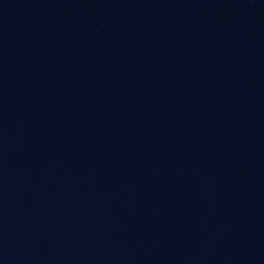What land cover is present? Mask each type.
Masks as SVG:
<instances>
[{"label": "water", "instance_id": "95a60500", "mask_svg": "<svg viewBox=\"0 0 264 264\" xmlns=\"http://www.w3.org/2000/svg\"><path fill=\"white\" fill-rule=\"evenodd\" d=\"M0 264H264V0H0Z\"/></svg>", "mask_w": 264, "mask_h": 264}]
</instances>
